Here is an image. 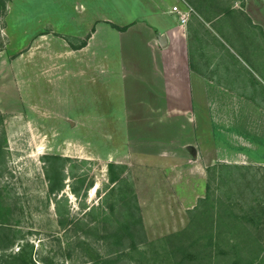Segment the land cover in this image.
<instances>
[{"label":"rangeland","instance_id":"rangeland-1","mask_svg":"<svg viewBox=\"0 0 264 264\" xmlns=\"http://www.w3.org/2000/svg\"><path fill=\"white\" fill-rule=\"evenodd\" d=\"M183 1L189 59L210 86L186 113L150 93L128 50L151 39L143 24H176L182 1L0 0V221L12 224L0 256L264 264L262 32L238 0Z\"/></svg>","mask_w":264,"mask_h":264},{"label":"crops","instance_id":"crops-1","mask_svg":"<svg viewBox=\"0 0 264 264\" xmlns=\"http://www.w3.org/2000/svg\"><path fill=\"white\" fill-rule=\"evenodd\" d=\"M251 1H256L259 11H264V0H238L241 6L239 8L240 12L249 19V27L261 30L262 39H264V26L257 21L256 14L258 11L255 10V6ZM176 5H181L179 0H177ZM170 11L171 9L168 10V14H171ZM174 17L176 24L169 25L163 30L157 26L143 24L151 39L146 46L140 41H135L129 44L128 50L132 53L130 57L138 56V60L143 58V65H140V67L145 70L144 76L149 84L150 93L164 96L170 101L167 106L173 110L182 111L181 113L197 111L202 95L201 90L203 89L204 93L209 94L210 86L205 75L195 69L190 62L188 53L189 37H186L187 26L180 28L175 15ZM156 32L166 35L167 46L165 48L160 46ZM143 47L145 48L143 49ZM126 85L125 81L123 85L125 86L124 94L130 91L129 88V91L126 90ZM194 115L196 116L197 112Z\"/></svg>","mask_w":264,"mask_h":264},{"label":"trees","instance_id":"trees-1","mask_svg":"<svg viewBox=\"0 0 264 264\" xmlns=\"http://www.w3.org/2000/svg\"><path fill=\"white\" fill-rule=\"evenodd\" d=\"M116 27V26H115ZM128 26L117 27L120 31H126ZM85 46V44L83 45ZM4 141V144H3ZM5 148V138L2 139L0 142V154H3V149ZM46 178L48 180V191L49 193H57L62 190L61 187L57 186L55 182H52V178L50 177L49 173H46ZM111 182L116 183L115 179H111ZM73 194L77 193V189L73 188L71 190ZM9 212H7L8 214ZM6 215V214H5ZM3 219V218H2ZM62 221H60L61 223ZM12 227V224L9 222L7 223L4 219L0 221V227ZM1 229V228H0ZM16 234H7V238L5 237L6 246L4 247L5 250H9L13 245L15 240L17 239ZM28 245V244H26ZM30 253V252H29ZM24 246L20 247L17 252H11L7 255L0 256V264H36L35 260L32 258L31 254H29ZM43 264V263H42ZM232 264H241V262H233ZM243 264H250V261H246Z\"/></svg>","mask_w":264,"mask_h":264},{"label":"built area","instance_id":"built-area-1","mask_svg":"<svg viewBox=\"0 0 264 264\" xmlns=\"http://www.w3.org/2000/svg\"><path fill=\"white\" fill-rule=\"evenodd\" d=\"M181 1L185 3L184 9H181L179 7H173L170 12L176 16L179 27L185 28V26L188 23L189 17L191 16L192 13H195V11L189 4H187L183 0Z\"/></svg>","mask_w":264,"mask_h":264},{"label":"water","instance_id":"water-1","mask_svg":"<svg viewBox=\"0 0 264 264\" xmlns=\"http://www.w3.org/2000/svg\"><path fill=\"white\" fill-rule=\"evenodd\" d=\"M158 42L161 47L165 48L167 46V38L165 34L158 35Z\"/></svg>","mask_w":264,"mask_h":264}]
</instances>
